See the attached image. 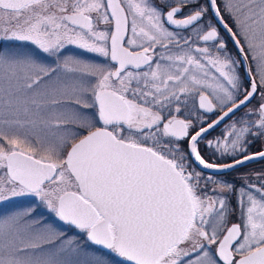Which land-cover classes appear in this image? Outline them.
<instances>
[{
	"label": "snow or ice",
	"instance_id": "obj_1",
	"mask_svg": "<svg viewBox=\"0 0 264 264\" xmlns=\"http://www.w3.org/2000/svg\"><path fill=\"white\" fill-rule=\"evenodd\" d=\"M174 3L0 0V201L36 197L108 253L71 240L56 244L58 233L7 215L0 217V264H115L112 256L120 264H264V174L259 187L239 189L240 220L225 228V194L234 186L213 181L220 195H202V174L187 159L205 169H230L264 158V151L246 154L253 139L264 137V0H225L236 32L218 0ZM209 12L244 61L245 48L251 53L256 76L246 70L247 87L241 61L227 54L217 28L205 21ZM166 25L217 42L224 54L193 48L190 37ZM66 45L98 54L112 67L71 57L54 61L55 67L39 61V53L59 58ZM257 94L255 108L207 141L232 162L206 160L199 149L205 135ZM191 97L216 118H182L181 105ZM89 108L95 113L81 110Z\"/></svg>",
	"mask_w": 264,
	"mask_h": 264
},
{
	"label": "flooded vegetation",
	"instance_id": "obj_2",
	"mask_svg": "<svg viewBox=\"0 0 264 264\" xmlns=\"http://www.w3.org/2000/svg\"><path fill=\"white\" fill-rule=\"evenodd\" d=\"M150 3L159 6L164 7L163 0H149ZM168 3H172L173 6H175L174 0H167ZM205 0H200V3H204ZM167 11V9H165ZM188 9H185L184 12L186 13ZM177 18H182L181 16H178ZM225 21L228 23V25L234 30L235 29L232 25V21H228L226 18H224ZM205 21H211V23L217 28L219 37L224 41L226 45V52L229 56H231L233 59L241 61V64L237 66L238 71L241 75L242 80L244 81V86H248V81L244 79L246 68H245V62L242 58V56L237 52L234 44L224 31V29L218 24V22L215 20L212 12H209L207 16L205 17ZM99 27L101 29L107 27L106 25L100 24ZM166 27H169L170 30L176 32L180 37L185 38H191L192 47L195 48L196 46L199 47H208L209 50L213 54H220L223 55V52L217 53L216 44L217 42H203L196 38V36L189 30L185 29H175L169 25H166ZM131 33L129 32V36ZM5 43V42H4ZM22 43V42H18ZM242 43V42H241ZM243 44V43H242ZM7 45V42L6 44ZM175 51V50H174ZM245 53L248 55V64L252 70V75L256 76V63L251 59V54L247 52V48H245ZM110 62V61H109ZM112 65V62H110ZM143 70V69H142ZM258 79V77H256ZM260 103V96L257 94L255 98L251 101V103L247 107L241 108L239 111L235 113L234 116L231 117V119H227L225 122L221 123L218 127H216L214 130L210 131L208 134L205 135V138L199 143V149L201 151L202 156L206 160H210L216 163H230L232 162V157L228 156H221L218 152H215L214 148L207 147V141L213 140L214 138L220 136L221 132L224 130L226 124H230L232 120H237L240 117L244 116V114L248 111L249 108H255ZM182 112L181 116L188 117L193 120L196 119L197 115L201 117H207L209 122L212 119H215V114H205L203 110H200L198 108V99L196 97L188 98L187 104L181 105ZM255 118V117H253ZM102 126V125H100ZM183 145V150L185 153L188 152L187 148V140L180 142ZM261 151H264V137L253 139L251 143L247 145V153L248 155H254L256 153H259ZM239 158V157H237ZM188 161L192 163V167L195 169V171L200 172L202 174V180H201V186L203 189L202 195L206 193L209 197H216L219 196V191H213L214 188H216V184L213 183V181H221L226 182L229 184H232L234 186L235 191L231 193H226L227 196V203L229 208V213L227 215V223L225 225L226 227H230L232 223H238L240 220V208L238 206V199L240 198L239 189L245 188V191H249L247 188V184H255L257 187L260 186V179L258 178V174H264V158L256 157L254 159L248 160L246 163L238 165L234 168H231L228 171H219V172H212L209 169H205L202 166L198 165L194 161V158L191 156L187 157ZM217 171L220 169H216ZM211 178V179H208ZM246 201V196L244 197ZM71 226V225H70ZM74 227V226H71ZM75 228V227H74ZM221 235H223V231L221 232ZM86 238V234H85ZM89 242V241H88ZM90 243V242H89ZM93 245L92 243H90ZM96 247L95 245H93ZM187 247V246H186ZM215 245H212L211 248L214 251ZM97 248V247H96Z\"/></svg>",
	"mask_w": 264,
	"mask_h": 264
},
{
	"label": "rangeland",
	"instance_id": "obj_3",
	"mask_svg": "<svg viewBox=\"0 0 264 264\" xmlns=\"http://www.w3.org/2000/svg\"><path fill=\"white\" fill-rule=\"evenodd\" d=\"M224 3L225 0H218V6L220 7L223 17L226 18L229 22L232 21L231 23L236 32L238 31V29L236 28L233 20L228 15L227 11L224 10ZM239 39H241V42L244 44L243 39L241 37H239ZM19 44H21L24 49L35 50V46L27 42H22ZM5 47H7V45H5ZM65 57H71L73 59L83 61L87 64H100L108 68L112 67L111 63L104 57H101L95 53L88 52L84 49H80L75 45H66L65 48L61 50L59 58L56 56H49L48 54L43 53L38 54V59L41 63L45 65H51L52 67L56 66V64L53 63L54 61L58 63L62 61ZM85 79L90 83L95 82L93 77H85ZM81 110L89 114H93L96 111L94 108ZM100 125L101 124L97 122V126ZM72 127L73 130H78L75 129L74 126ZM180 147L183 150V145L181 143ZM2 172L3 170H0V173ZM7 215H19L21 217L22 224H31L35 228H49L55 233H58L59 237L55 240L56 244L71 240L74 246L79 245L81 248H84L89 252L96 254L103 253L106 256L108 255L107 250H101L91 245L87 241V238H85V234L83 232L74 227H71L70 225L65 224L64 222L60 221L57 217H55V215L51 213L47 209V207L42 204L36 197L19 196L11 197L5 201H0V217ZM47 247H52V245H47ZM110 258L115 261V264H120L118 258H115L114 256Z\"/></svg>",
	"mask_w": 264,
	"mask_h": 264
},
{
	"label": "water",
	"instance_id": "obj_4",
	"mask_svg": "<svg viewBox=\"0 0 264 264\" xmlns=\"http://www.w3.org/2000/svg\"><path fill=\"white\" fill-rule=\"evenodd\" d=\"M213 14V13H212ZM221 15H222V13H221ZM213 16H214V14H213ZM223 16V15H222ZM215 18V17H214ZM224 18V17H223ZM215 20L218 22V24L224 29V31L226 32V34L228 35V37L230 38V40L232 41V43L234 44V46H235V48H236V50H237V52L242 56V58H243V60H244V55H242L240 52H239V50H238V48H237V46H236V44L234 43V40L232 39V37H231V35L227 32V30L223 27V24H221L216 18H215ZM224 21H225V19H224ZM226 22V21H225ZM227 23V22H226ZM228 24V23H227ZM170 26V25H169ZM171 27H173V28H175V26H171ZM230 27V26H229ZM175 29H178V28H175ZM234 31V30H233ZM237 38H239V37H237ZM242 44V43H241ZM246 54V53H245ZM245 62V68H246V70L248 69V68H250V66H249V64H248V60L247 61H244ZM243 108V107H242ZM240 110V109H239ZM238 110V111H239ZM226 120H227V118H226ZM225 120V121H226ZM210 131H212V130H210ZM247 162V161H246ZM245 162V163H246ZM231 169V168H230ZM230 169H220V170H216V169H209V170H211L212 172H221V171H228V170H230ZM91 243V242H90ZM94 245V244H93ZM96 246V245H95ZM97 248H99V249H101V250H105V249H103L102 247H100V246H96Z\"/></svg>",
	"mask_w": 264,
	"mask_h": 264
}]
</instances>
